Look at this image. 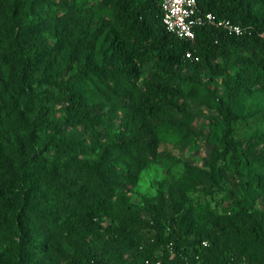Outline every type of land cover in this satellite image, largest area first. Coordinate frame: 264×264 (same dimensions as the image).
Instances as JSON below:
<instances>
[{"label":"trees","instance_id":"obj_1","mask_svg":"<svg viewBox=\"0 0 264 264\" xmlns=\"http://www.w3.org/2000/svg\"><path fill=\"white\" fill-rule=\"evenodd\" d=\"M199 11L215 24L185 40L159 0H0V264H244L233 251L264 244V130L241 152L234 139L240 121L264 122V0H199ZM210 137L211 162L235 166L226 211L204 212L203 237L186 238V187L201 183L187 168L162 185L168 199L143 198V221L129 195L153 164H175L161 143ZM17 221L39 243L13 259Z\"/></svg>","mask_w":264,"mask_h":264},{"label":"rangeland","instance_id":"obj_2","mask_svg":"<svg viewBox=\"0 0 264 264\" xmlns=\"http://www.w3.org/2000/svg\"><path fill=\"white\" fill-rule=\"evenodd\" d=\"M93 1V0H91ZM210 89L214 95H222L224 92V80L221 78H213ZM219 97H215L218 101ZM182 104L188 110L197 112L205 110L200 104L193 103L190 99H185ZM198 126H202L203 122L199 118ZM264 130V122L260 115L247 118L240 121L236 125L234 139L236 141L238 151L241 152L248 144L249 139L259 135ZM209 142L203 141L199 145H188L175 142H162L160 151H165L176 157L175 164H153L145 170L137 184L133 189V193L129 195V200L133 204L144 206L140 217L145 222H151V211L145 207L143 203L144 197L165 198L168 199L166 191L162 185L166 180L171 179L173 175L180 176L186 172L187 168L195 169L201 183L198 185H190L186 187L187 204L184 207H192L193 210L187 212V216L183 220V225H189L186 238L189 241L197 242L202 237V230L205 231L204 220L202 214L206 211L214 215L223 214L230 204V192L238 193L236 184L237 179L232 175L235 166L229 158L225 164L218 162L213 164V148L218 146L220 139L210 137ZM261 149H258V151ZM250 167L242 164L240 171L245 172ZM257 173V172H256ZM258 174V173H257ZM163 194V195H162ZM175 200L166 201V210L170 212L174 208ZM182 201H178L180 203ZM177 203V204H178ZM173 204V205H172ZM177 206V205H176ZM179 206V204H178ZM39 242L34 236L23 228L17 221L13 237L11 239V257L17 259L19 257V248L21 245H37ZM211 244V243H210ZM243 252L237 249L233 251L240 257L244 264H264V244L261 242H250L243 247ZM35 261V260H33ZM36 262V261H35Z\"/></svg>","mask_w":264,"mask_h":264},{"label":"built area","instance_id":"obj_3","mask_svg":"<svg viewBox=\"0 0 264 264\" xmlns=\"http://www.w3.org/2000/svg\"><path fill=\"white\" fill-rule=\"evenodd\" d=\"M163 9V22L167 30L180 39L193 40L196 36V29L207 24H215V17L212 13H200L199 0H159ZM218 26L225 27L230 34L243 36L245 31L240 25L229 22H219ZM261 36L264 38V32ZM187 57L195 61L199 57L192 51L187 52ZM207 245V243H204ZM92 264H103L92 262ZM153 264H162L160 261ZM230 264V263H229Z\"/></svg>","mask_w":264,"mask_h":264}]
</instances>
